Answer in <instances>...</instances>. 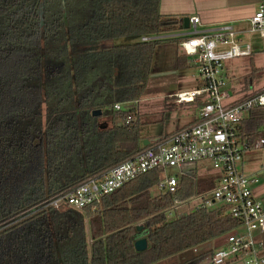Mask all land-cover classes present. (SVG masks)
Masks as SVG:
<instances>
[{
  "label": "trees",
  "instance_id": "1",
  "mask_svg": "<svg viewBox=\"0 0 264 264\" xmlns=\"http://www.w3.org/2000/svg\"><path fill=\"white\" fill-rule=\"evenodd\" d=\"M160 2L0 0V264H157L240 226L221 205L167 215L177 198L215 187L217 175L192 169L174 192L155 194L152 170L81 210L43 206L145 147L139 115L126 124L130 112L114 105L147 93L160 40L141 36L184 28ZM123 38L133 42H116ZM188 66L177 51L176 67ZM262 123L245 122L251 139Z\"/></svg>",
  "mask_w": 264,
  "mask_h": 264
},
{
  "label": "built area",
  "instance_id": "2",
  "mask_svg": "<svg viewBox=\"0 0 264 264\" xmlns=\"http://www.w3.org/2000/svg\"><path fill=\"white\" fill-rule=\"evenodd\" d=\"M249 23V31L259 33L264 42V0L260 1ZM237 36L238 31L230 23L207 27L199 16L190 18L188 29L141 36V42L180 41L181 53L188 57L189 66L197 69L193 77L202 86L171 97L180 104L200 100L198 118L176 132L151 139L137 154L56 194L44 201L43 206H70L81 210L152 170L160 171L157 187L163 192H174L180 177L187 174L182 170L184 165L205 162L204 166L213 169L218 176L215 187L186 200L177 198L175 206L195 199L203 200L195 209L227 206L241 224L228 233L226 245L215 250L209 261L212 264L234 260L264 264V194L260 198L256 195L258 180L241 170L247 152L264 145L260 134L264 130V88L235 93L225 80V61L252 55V45L242 44ZM122 104L116 103L114 109L122 110ZM133 116H127L126 124L134 122ZM248 119H263L254 139L245 129ZM169 168H178L179 174L167 172Z\"/></svg>",
  "mask_w": 264,
  "mask_h": 264
},
{
  "label": "rangeland",
  "instance_id": "3",
  "mask_svg": "<svg viewBox=\"0 0 264 264\" xmlns=\"http://www.w3.org/2000/svg\"><path fill=\"white\" fill-rule=\"evenodd\" d=\"M249 28L250 26L248 25L246 29ZM240 39L242 44L250 43L252 45V55L225 61V80L235 93L258 91L264 88L263 39L259 33H251L250 31L243 32L240 35ZM116 42L120 44L133 42V40L123 38ZM179 43L178 39H163L157 43L153 61L154 72L151 75L147 93L138 101H127L122 104V110L129 111V114L134 115V122L138 120L139 115L144 125L143 135L149 140L176 132L195 122L199 116L198 108L192 104L176 103L175 98L171 97V95L178 92L202 86L201 82L193 77L194 74H197V69L190 66L185 68L176 67V54L177 51L181 52ZM103 123L111 126V122L107 120H104ZM260 134L264 137V130ZM204 165H206L205 162L186 164L182 170L186 173L191 171V169L192 171L196 170L199 175L214 174L213 169ZM241 170L258 180L255 190L256 195L260 198L264 194V145L255 147L247 152ZM179 171L178 168H169L167 170V172L174 174H179ZM153 191L155 194L163 192L158 187H155ZM202 204L203 200L195 199V201L188 204L172 207L170 212L167 211V215L174 218L179 217L191 212L194 207H199ZM227 236L228 233L207 241L200 246L183 251L157 264H179L210 250L215 251L225 246ZM203 264L212 263L209 259H206ZM235 264H244V262L240 261Z\"/></svg>",
  "mask_w": 264,
  "mask_h": 264
},
{
  "label": "crops",
  "instance_id": "4",
  "mask_svg": "<svg viewBox=\"0 0 264 264\" xmlns=\"http://www.w3.org/2000/svg\"><path fill=\"white\" fill-rule=\"evenodd\" d=\"M261 0H161L160 13L163 16L193 17L199 16L202 24L215 27L230 23L238 31V39L246 29L249 18L258 9ZM184 25V22L182 23ZM247 25V26H246ZM177 29L176 31H180ZM171 32V31H170ZM253 48V47H252ZM226 245V244H225ZM238 260L226 264H235Z\"/></svg>",
  "mask_w": 264,
  "mask_h": 264
},
{
  "label": "water",
  "instance_id": "5",
  "mask_svg": "<svg viewBox=\"0 0 264 264\" xmlns=\"http://www.w3.org/2000/svg\"><path fill=\"white\" fill-rule=\"evenodd\" d=\"M184 27L188 29L190 27V18L184 17ZM103 114V111L101 109H97L93 111L94 116H101ZM108 125L106 123H102L101 128H106ZM150 143L149 139H146L144 141V145L147 146ZM143 226H138V230L141 231ZM148 242L146 238H140L136 241L135 247L138 251H143L147 248Z\"/></svg>",
  "mask_w": 264,
  "mask_h": 264
}]
</instances>
